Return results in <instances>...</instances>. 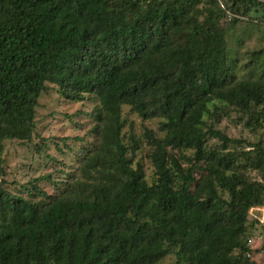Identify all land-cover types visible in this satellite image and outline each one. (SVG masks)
I'll use <instances>...</instances> for the list:
<instances>
[{
	"label": "trees",
	"instance_id": "16d2710c",
	"mask_svg": "<svg viewBox=\"0 0 264 264\" xmlns=\"http://www.w3.org/2000/svg\"><path fill=\"white\" fill-rule=\"evenodd\" d=\"M222 2L233 14L264 9ZM224 14L217 0H0V138L30 137L46 83L99 102L84 180L44 205L0 189V264H157L169 253L176 264H264L253 256L264 243L242 240L263 185L239 171L242 153L204 144L231 142L204 123L210 105L251 119L264 108V81L234 82L225 64ZM124 105L162 118V136L144 128L152 182L134 163L139 140L123 141ZM253 146L250 164L264 172V147ZM187 150L194 162L184 167L177 154L188 160Z\"/></svg>",
	"mask_w": 264,
	"mask_h": 264
},
{
	"label": "rangeland",
	"instance_id": "374dc122",
	"mask_svg": "<svg viewBox=\"0 0 264 264\" xmlns=\"http://www.w3.org/2000/svg\"><path fill=\"white\" fill-rule=\"evenodd\" d=\"M217 3L225 11L220 23L225 38V64L232 80L264 81V9L252 8L246 14H233L224 8L222 0H217ZM198 7L204 11V4L199 3ZM215 105H210V110L204 114V123L219 130L231 142L224 145L219 138L207 136L205 149L242 153L237 155L236 161L243 165L239 171L247 180L258 182L264 188V172L250 164L254 156L253 145L260 143L264 147V108H254L260 115L257 117L255 112L251 119L252 110H242L218 101ZM98 107L95 93L85 94L81 101H72L61 94L56 84L46 83L45 90L37 97L30 137L0 138V189L44 205L49 196L66 193L72 180H84L83 158L98 143L94 132ZM122 117L125 120L123 141L130 145V134L139 140L138 149L133 154L134 163L143 167L145 178L152 182L154 168L144 128L162 136L163 133L158 130L162 118L152 116L143 119L127 105L122 107ZM183 152L188 160L179 158L178 154L177 159L182 166H190L194 162L193 150ZM196 170L194 175L198 177ZM249 225L242 238L246 243L253 229ZM262 251V254H252L260 262H264V248ZM157 264H176V256L169 253Z\"/></svg>",
	"mask_w": 264,
	"mask_h": 264
},
{
	"label": "built area",
	"instance_id": "2783aa9c",
	"mask_svg": "<svg viewBox=\"0 0 264 264\" xmlns=\"http://www.w3.org/2000/svg\"><path fill=\"white\" fill-rule=\"evenodd\" d=\"M248 216L253 229L248 236L246 245L251 246L253 242L264 243V206L249 207Z\"/></svg>",
	"mask_w": 264,
	"mask_h": 264
}]
</instances>
